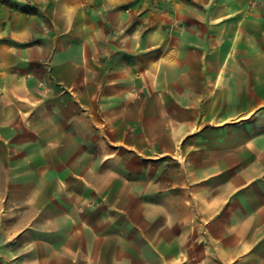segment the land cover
<instances>
[{"label":"crops","instance_id":"crops-1","mask_svg":"<svg viewBox=\"0 0 264 264\" xmlns=\"http://www.w3.org/2000/svg\"><path fill=\"white\" fill-rule=\"evenodd\" d=\"M0 230L2 264H264V3L0 0Z\"/></svg>","mask_w":264,"mask_h":264},{"label":"rangeland","instance_id":"rangeland-1","mask_svg":"<svg viewBox=\"0 0 264 264\" xmlns=\"http://www.w3.org/2000/svg\"><path fill=\"white\" fill-rule=\"evenodd\" d=\"M33 64H34V62L32 63V65ZM35 65L37 66V68L40 69V73H41L43 79L44 78H48V76H49V69L47 68L46 64H43V62H42V63H35ZM112 153H113V150H101V151H97L96 152L97 156H99L101 158H103L104 156L110 157V154H112ZM121 157H123V158H130V157H132V153H131L130 150H122L121 151ZM160 157H162V156H160ZM165 158H168L169 159L168 160L169 162H167L168 163V166H166V168H164V169H167V168H170L171 167L172 169L176 170L177 169L176 158H174V157H171L170 158V156H166ZM154 159L156 160V157ZM104 167L107 168L106 165ZM160 169H162V168H160ZM160 169H158V170H160ZM174 189H175V192L172 191V193L174 194V197L169 198V201H171V205L176 208L178 206V204H177L178 203V198H177V192H176V189L177 188L175 187ZM155 200L157 202H162L164 200V198H163L162 194L160 193V194H158V197L155 198ZM166 200H168V199H166ZM183 210L184 209H171V216H172V219H173V221L175 223L178 222V219L181 216V213L183 212ZM179 211H181V212L179 213ZM123 231L125 233L126 232L127 233H132L134 235V237L139 242L143 243V245H145L148 248V250L150 251V248H149L150 246H147L145 244V242L143 241V238L141 237L139 231H135L134 229L133 230H129V228L127 227L126 224L124 225ZM3 233L4 232L2 230H0V258H1V255H2L3 243H5V236H4ZM154 259H155V261H157L155 255H154ZM0 264H2L1 260H0Z\"/></svg>","mask_w":264,"mask_h":264},{"label":"built area","instance_id":"built-area-1","mask_svg":"<svg viewBox=\"0 0 264 264\" xmlns=\"http://www.w3.org/2000/svg\"><path fill=\"white\" fill-rule=\"evenodd\" d=\"M260 1V3H264V0H259Z\"/></svg>","mask_w":264,"mask_h":264}]
</instances>
